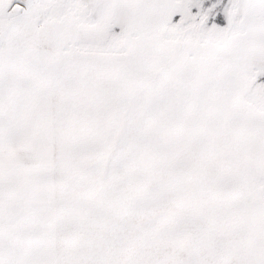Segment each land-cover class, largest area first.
Instances as JSON below:
<instances>
[{
    "label": "snow or ice",
    "instance_id": "snow-or-ice-1",
    "mask_svg": "<svg viewBox=\"0 0 264 264\" xmlns=\"http://www.w3.org/2000/svg\"><path fill=\"white\" fill-rule=\"evenodd\" d=\"M0 264H264V0H0Z\"/></svg>",
    "mask_w": 264,
    "mask_h": 264
}]
</instances>
